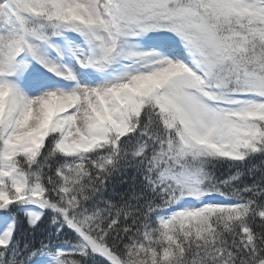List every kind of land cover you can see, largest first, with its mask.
Instances as JSON below:
<instances>
[{
	"label": "snow or ice",
	"instance_id": "1",
	"mask_svg": "<svg viewBox=\"0 0 264 264\" xmlns=\"http://www.w3.org/2000/svg\"><path fill=\"white\" fill-rule=\"evenodd\" d=\"M0 264H264V0H0Z\"/></svg>",
	"mask_w": 264,
	"mask_h": 264
},
{
	"label": "trees",
	"instance_id": "2",
	"mask_svg": "<svg viewBox=\"0 0 264 264\" xmlns=\"http://www.w3.org/2000/svg\"><path fill=\"white\" fill-rule=\"evenodd\" d=\"M221 171H222V172H226V166H225L224 168H221ZM125 187H126V185H125ZM118 190H122V188H119V187H118Z\"/></svg>",
	"mask_w": 264,
	"mask_h": 264
}]
</instances>
